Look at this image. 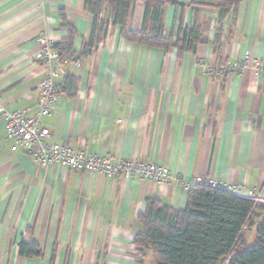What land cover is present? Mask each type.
Masks as SVG:
<instances>
[{
  "label": "crops",
  "instance_id": "1",
  "mask_svg": "<svg viewBox=\"0 0 264 264\" xmlns=\"http://www.w3.org/2000/svg\"><path fill=\"white\" fill-rule=\"evenodd\" d=\"M174 1L185 6H164L165 35L175 40L180 27L197 24L206 42L179 55L175 46L129 41L107 14V33L98 45L79 65L65 66L74 88L62 91L52 114L42 117L51 131L48 140L118 159L155 161L185 180L208 174L247 190L260 188L264 77L255 74L253 61L264 65V0L241 1L225 18L217 44L218 9ZM60 9L81 49L93 19L84 0H0V104L7 110L36 113L45 72L33 54L39 35L59 41L67 34ZM142 16L137 1L127 26L140 28ZM246 53L248 66L230 73L224 85L204 70L205 64H236ZM12 144L0 117V264H146L150 254L138 251L142 262L136 263L131 246L148 200L186 206L183 183L45 167L23 148L11 151ZM21 240H36L42 253L22 256Z\"/></svg>",
  "mask_w": 264,
  "mask_h": 264
},
{
  "label": "trees",
  "instance_id": "2",
  "mask_svg": "<svg viewBox=\"0 0 264 264\" xmlns=\"http://www.w3.org/2000/svg\"><path fill=\"white\" fill-rule=\"evenodd\" d=\"M137 1L143 3V16L141 27L133 29L127 25ZM241 1L192 0L190 6L218 9L214 39L217 44L223 35L225 18ZM167 3L185 6L174 0H84V7L93 19L90 39L81 49L74 46L76 30L60 9L61 27L67 28V34L55 42L53 48L59 51L60 58H69L70 63L89 55L107 33L108 21L101 16L105 7L111 24L118 25L121 35L129 41L165 50L175 46L179 55L187 50L195 51L198 44L206 42L197 24L180 27L175 40L172 35L162 33V16ZM231 31L226 39H231ZM222 65L225 64L219 62L212 66L214 77L219 78L215 67ZM229 74L221 79L222 85ZM74 83V76L65 74L59 84L61 90L66 91L73 89ZM187 192L184 208L161 205L153 198L148 200L145 213L138 217L141 229L134 237L141 257L149 253L153 264H264V204L208 184H199ZM249 229H254L255 239L247 245L245 233ZM19 253L25 257L39 256L42 249L36 240H21Z\"/></svg>",
  "mask_w": 264,
  "mask_h": 264
},
{
  "label": "built area",
  "instance_id": "3",
  "mask_svg": "<svg viewBox=\"0 0 264 264\" xmlns=\"http://www.w3.org/2000/svg\"><path fill=\"white\" fill-rule=\"evenodd\" d=\"M111 21V17H109ZM165 34L164 30L162 31ZM57 42L50 34H41L37 37L38 46L33 54L34 60L44 69L45 75L37 85V111L28 115L24 110H7L0 104V117L5 119L7 137L13 140L11 151L16 152L23 148L27 154L42 166L48 167L60 164L84 173L100 172L107 177L119 176L122 178L148 179L158 184H166L172 180L183 183L186 188H194L199 184H208L214 187H223L230 192L252 200L254 203L264 204V185L257 189H244L241 185H229L216 175L200 174L192 180H185L166 165L155 161H141L135 158H116L109 154L88 153L82 149H75L66 142H49L51 131L41 123L44 116H49L55 109L57 99L62 92L57 79L63 76L65 66L69 64L67 57L60 58V53L53 48ZM248 53L241 61L233 65L215 67V73L222 79L227 73L240 72L248 66ZM80 64V59L73 61ZM253 68L257 76L264 77V65L253 61ZM205 72L212 74L213 68L205 64ZM134 252L133 260L139 263L141 257L137 245L131 246Z\"/></svg>",
  "mask_w": 264,
  "mask_h": 264
},
{
  "label": "rangeland",
  "instance_id": "4",
  "mask_svg": "<svg viewBox=\"0 0 264 264\" xmlns=\"http://www.w3.org/2000/svg\"><path fill=\"white\" fill-rule=\"evenodd\" d=\"M107 9L104 7L103 11L101 12V16L106 17V11ZM255 239V231L254 229H249L245 233V241L247 242V245H250ZM146 264H153L151 260V256H148L145 260Z\"/></svg>",
  "mask_w": 264,
  "mask_h": 264
}]
</instances>
